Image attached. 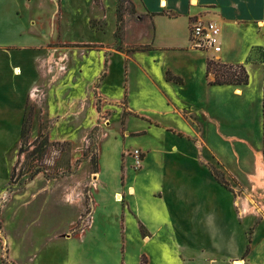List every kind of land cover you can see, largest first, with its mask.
Instances as JSON below:
<instances>
[{
    "label": "crops",
    "instance_id": "1",
    "mask_svg": "<svg viewBox=\"0 0 264 264\" xmlns=\"http://www.w3.org/2000/svg\"><path fill=\"white\" fill-rule=\"evenodd\" d=\"M89 1L0 0V113L8 115L16 112L20 121V133L26 101L27 98L31 99L33 89L43 88L47 82L51 86L59 80L55 86L58 93L71 87L77 90L79 85V90L82 91L87 85L86 81L90 80L89 63L99 60L103 68L90 81L96 84V90L107 106L112 107L113 104L125 101L127 109L131 110L134 100L139 103H151L162 106L166 115H175L180 119L185 117L193 125L194 130L190 137L181 129L164 127L152 120L147 131L158 125L167 128V133L171 130L172 136L187 139L189 143L194 144L192 147L198 158L188 159L187 163L195 168L202 164L201 170L206 172L212 181L210 194L203 196L202 200H196L203 203L210 201L223 208L226 215L211 219L207 229V235L215 238L212 245L217 246L219 250V263L264 264V217H232L230 201V190L238 188L242 196L236 197L241 208L247 205L250 192L263 196L264 0H126L129 6L137 11L138 16L122 31V51L106 47L105 50L84 54L79 59L68 57L66 53L61 57L51 55L49 47L58 36L59 14H64L65 11L70 13L66 19L69 21L64 25L69 24L71 27L80 23L84 27L87 22H84L83 14L96 8ZM100 6L101 12L105 8L107 14L113 15V0H100ZM78 11L80 16L75 18L71 13ZM195 18L217 23L220 28L219 53L200 51L190 46L189 24ZM113 27V20L108 21L106 37L109 40L105 43L94 41L95 39L88 43L110 46L109 36ZM64 41L69 40L64 38ZM40 51H47V54H39ZM208 59L227 65H243L248 74L247 84L209 85L208 80L211 77H205ZM39 62L43 63L42 66H38ZM118 62L125 68L126 74H123V78L127 77V81L123 79L121 82L122 87H119L117 81L116 84L113 81L114 66ZM58 69L59 72L63 70L60 76ZM54 72L57 73L54 75ZM173 78H180L182 83H176ZM74 81L77 85H73ZM177 92L191 96L193 106L186 109L181 107ZM37 102L39 100L35 97V104ZM185 110H190L191 113ZM172 149L175 150L174 146L171 151ZM146 158H143V166ZM209 164L224 173L225 182L231 184L230 189L214 179L207 168ZM100 178L101 172L98 170L94 189H99ZM127 190L128 193L132 192L131 195L135 194V187L132 185H128ZM114 194L118 196L119 192ZM93 196L92 194L90 216L92 218L96 211L95 219L101 222L104 218L102 210L96 209V197ZM121 198L123 201L122 196ZM129 210L135 217H141L135 209L129 207ZM189 210L188 203L182 200L180 211L188 226H182L184 229L180 235L181 242L177 245L181 251L179 260H169L167 252L164 254V250L157 246L154 250V254L159 256L157 264H199L196 260H188L193 256L192 248L185 242L184 235L187 228L194 236L196 232H202V221L198 217H191ZM249 212L251 210L244 209L243 216L249 215ZM106 217L109 216L106 214ZM117 217V224L123 225V213L122 219H119L120 214H117ZM95 219H92V225L99 227ZM140 220L147 228L148 234L142 237L138 232L139 242L130 239L135 247L136 243L139 245L136 247L139 252L135 253V257L137 261L140 260L138 264H142V261L144 264H153L151 256L148 253L142 254V249L153 241L156 236L155 229L145 220ZM244 235L248 239V245ZM123 239V250L120 254L122 260L112 264H126L124 248L130 246V240L127 237ZM3 241L0 240L1 257L12 264L20 258L21 253L16 250L19 243L9 237L12 249L8 252L6 248H2L7 245V241H4L6 244ZM200 243L198 242V246ZM95 244L99 246L98 241ZM37 249L35 248L33 261L29 264H111L73 261L61 249L52 246L44 251ZM117 255L119 256V251Z\"/></svg>",
    "mask_w": 264,
    "mask_h": 264
},
{
    "label": "rangeland",
    "instance_id": "2",
    "mask_svg": "<svg viewBox=\"0 0 264 264\" xmlns=\"http://www.w3.org/2000/svg\"><path fill=\"white\" fill-rule=\"evenodd\" d=\"M89 2L96 8L83 14L84 22H87L84 27L80 23L71 27L69 24L64 25L69 21L66 19L70 13L65 11V15L59 14L58 36L49 47L51 55L61 57L66 53L68 57L79 59L84 54L105 50L106 47L122 51V31L127 24L137 19V11L126 0H113L114 12L110 15L105 8L101 12L100 0ZM71 14L77 18L80 11ZM106 14L108 17L105 19ZM112 20L114 27L109 36L110 46L88 43L94 39L104 43L109 40L106 37L107 24ZM64 38L69 41H64ZM42 53L47 54V51H40L39 54ZM256 57L260 58L259 55ZM38 64L42 66L43 63ZM102 68L99 60L89 63L90 80ZM62 73L63 70L58 75ZM123 74H126L125 68L121 63H116L113 81H117L119 87H122L123 79L127 81ZM90 80L86 81L87 85L82 91L79 85L77 90L71 87L59 93L55 89L59 80L51 86L47 82L45 87L38 89H42L36 97L39 102L35 104V96L27 98L23 121L28 118L30 127L25 139H21V131L18 132L20 121L17 113H0V235H3L0 240L7 241V245L2 248L10 252V237L19 243L16 250L21 253L20 258L11 263L29 264L33 261L35 248L44 251L49 246L61 249L73 261L120 262L123 238L139 242L138 232L142 237L148 234L140 219L153 225L156 234L153 241L143 247L142 254L148 253L151 263L157 264L159 256L154 254V250L160 246L164 254L167 252L169 260H179L181 251L177 245L181 242L182 226L187 225L180 211L182 200L188 203L191 217H198L202 221V232H196L194 236L190 229L185 231V242L192 248L193 255L188 260H196L199 264L219 263V250L212 245L215 238L207 235V229L211 219L226 215L223 208L216 204L196 200H202L203 196L210 194L212 181L201 170L202 164L200 166L198 163L199 167L195 168L187 163L188 159L198 158L192 147L194 144L172 136L171 130L167 133V128L158 125L147 131L152 120L164 127L181 129L190 137L193 125L185 117L180 119L175 115H166L162 106L151 103L134 100L131 110L127 109L125 101L109 107L101 100L96 84ZM124 84L127 85L126 82ZM73 85H77V82L74 81ZM176 95L184 109L193 106L191 96L179 92ZM186 112L191 113L190 110ZM42 139L47 141L46 148L40 154L41 158L34 162L35 170L38 168L42 172L33 178L29 177V173L22 172L24 175L18 177L25 160L24 154H18L21 144L24 141L33 149L36 142ZM172 146L175 149L173 151ZM135 150H139L137 158ZM145 156L147 158L143 166ZM14 166L16 174L14 182H11ZM207 168H212L224 180V173L213 164L207 165ZM98 170L101 172V185L97 190L94 189V181ZM128 185L135 187V194L131 195V191L128 193ZM230 185L228 183L227 188L230 189ZM116 191L123 201L117 202ZM230 191L232 217H264L261 213L243 216L245 213L236 197L242 196L240 189ZM92 194L96 197V209L102 210L104 218L101 222L95 219L96 211L92 218L90 216ZM129 207L141 217H135ZM121 213L124 223L119 226L117 214L122 219ZM85 218H89L87 224L82 222ZM92 219L100 226L92 225ZM244 239L248 245L245 235ZM97 241L99 246L95 244ZM198 242H201L199 246ZM133 246L130 240V246L124 248L127 251L124 252L126 264H138L140 261L135 257L139 245L136 243V247ZM0 264H9L1 257V252Z\"/></svg>",
    "mask_w": 264,
    "mask_h": 264
},
{
    "label": "trees",
    "instance_id": "3",
    "mask_svg": "<svg viewBox=\"0 0 264 264\" xmlns=\"http://www.w3.org/2000/svg\"><path fill=\"white\" fill-rule=\"evenodd\" d=\"M264 63V60L262 61ZM205 77L208 79V77H212V79L208 80L209 85H246L248 82V74L244 68L243 65H227L223 63H219L217 61L208 59L206 62V70H205ZM170 78V77H169ZM173 80L176 83L181 84L182 80L180 78H173ZM262 117H263V148H264V94H263V104H262ZM29 122L28 118H26L22 125H21V139H25L27 136V133L29 131ZM35 144V143H34ZM47 141L42 139L41 141L36 142V147L33 149H30L27 144L23 141L21 144V147L18 150V154H24L25 160L23 162V168L21 170V174L18 176H22L23 173H29V177L33 178L42 171L40 169L35 170V160L38 158H41V153L44 151V148H46ZM264 153V151H263ZM34 168V169H33ZM211 172V175L214 177V179L227 188V183L222 179L219 178L216 174V171H214L212 168L209 169ZM16 174V166H14L12 170V174L10 176V181L14 182V176ZM142 264L144 262L142 261Z\"/></svg>",
    "mask_w": 264,
    "mask_h": 264
},
{
    "label": "built area",
    "instance_id": "4",
    "mask_svg": "<svg viewBox=\"0 0 264 264\" xmlns=\"http://www.w3.org/2000/svg\"><path fill=\"white\" fill-rule=\"evenodd\" d=\"M189 44L193 49L200 51H210L214 54L219 53L221 50L220 46V28L217 23L213 21H205L200 18L193 19L189 24ZM38 89H33L31 98L33 96L37 97L40 93ZM136 158L139 156V150L134 151ZM263 194L252 192L250 200L247 201V205L243 206L241 209L251 210L249 213H261L264 216V190L261 189ZM89 218L82 220L84 224H87ZM4 246V245H3Z\"/></svg>",
    "mask_w": 264,
    "mask_h": 264
},
{
    "label": "bare ground",
    "instance_id": "5",
    "mask_svg": "<svg viewBox=\"0 0 264 264\" xmlns=\"http://www.w3.org/2000/svg\"><path fill=\"white\" fill-rule=\"evenodd\" d=\"M121 199H122L121 196L118 195L116 200L120 201ZM235 264H242V263H235Z\"/></svg>",
    "mask_w": 264,
    "mask_h": 264
}]
</instances>
